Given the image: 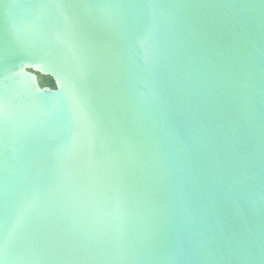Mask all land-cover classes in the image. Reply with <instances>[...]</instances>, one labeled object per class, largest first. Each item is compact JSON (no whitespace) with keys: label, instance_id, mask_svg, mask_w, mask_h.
<instances>
[{"label":"water","instance_id":"95a60500","mask_svg":"<svg viewBox=\"0 0 264 264\" xmlns=\"http://www.w3.org/2000/svg\"><path fill=\"white\" fill-rule=\"evenodd\" d=\"M0 264H264V0H0Z\"/></svg>","mask_w":264,"mask_h":264},{"label":"rangeland","instance_id":"374dc122","mask_svg":"<svg viewBox=\"0 0 264 264\" xmlns=\"http://www.w3.org/2000/svg\"><path fill=\"white\" fill-rule=\"evenodd\" d=\"M41 85L43 87H49L48 86L49 85V78H47V77H41Z\"/></svg>","mask_w":264,"mask_h":264},{"label":"trees","instance_id":"16d2710c","mask_svg":"<svg viewBox=\"0 0 264 264\" xmlns=\"http://www.w3.org/2000/svg\"><path fill=\"white\" fill-rule=\"evenodd\" d=\"M47 78H49V77H47ZM48 86L53 88V89L56 88V85H55L54 81L51 78H49V85Z\"/></svg>","mask_w":264,"mask_h":264}]
</instances>
